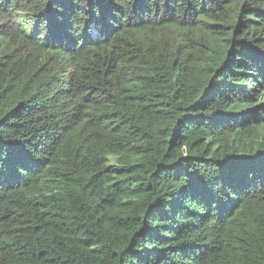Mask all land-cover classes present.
<instances>
[{
	"label": "trees",
	"instance_id": "16d2710c",
	"mask_svg": "<svg viewBox=\"0 0 264 264\" xmlns=\"http://www.w3.org/2000/svg\"><path fill=\"white\" fill-rule=\"evenodd\" d=\"M0 264H264V0H0Z\"/></svg>",
	"mask_w": 264,
	"mask_h": 264
}]
</instances>
